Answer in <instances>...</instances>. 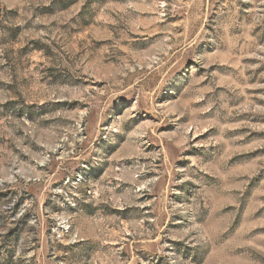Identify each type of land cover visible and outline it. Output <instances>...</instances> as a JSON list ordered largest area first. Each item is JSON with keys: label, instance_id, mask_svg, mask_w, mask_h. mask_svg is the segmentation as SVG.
<instances>
[{"label": "rangeland", "instance_id": "rangeland-1", "mask_svg": "<svg viewBox=\"0 0 264 264\" xmlns=\"http://www.w3.org/2000/svg\"><path fill=\"white\" fill-rule=\"evenodd\" d=\"M0 264H264V0H0Z\"/></svg>", "mask_w": 264, "mask_h": 264}]
</instances>
